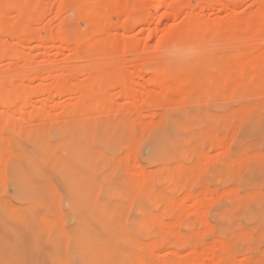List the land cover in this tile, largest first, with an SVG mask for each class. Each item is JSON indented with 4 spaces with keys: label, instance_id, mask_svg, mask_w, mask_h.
<instances>
[{
    "label": "rangeland",
    "instance_id": "374dc122",
    "mask_svg": "<svg viewBox=\"0 0 264 264\" xmlns=\"http://www.w3.org/2000/svg\"><path fill=\"white\" fill-rule=\"evenodd\" d=\"M76 1L0 0V264H264V0Z\"/></svg>",
    "mask_w": 264,
    "mask_h": 264
},
{
    "label": "bare ground",
    "instance_id": "6f19581e",
    "mask_svg": "<svg viewBox=\"0 0 264 264\" xmlns=\"http://www.w3.org/2000/svg\"><path fill=\"white\" fill-rule=\"evenodd\" d=\"M5 1H6V0H5ZM7 1H8V0H7ZM87 1H88V0H87ZM92 1H95V2H96V1H98V0H92ZM10 2H11V1H10ZM12 2H13V0H12ZM75 2H77V1L75 0ZM95 2H93V3L96 5L97 2H96V3H95ZM98 2H100V0H99ZM198 2H199V6H200L201 8H203V7L205 6V4H206L205 0H198ZM3 3H4V1H3ZM3 3H2V4H3ZM207 3H208V2H207ZM5 4H7V2H6ZM85 4H86V3H85ZM85 4H84V5H85ZM208 4H209V3H208ZM0 5H1V4H0ZM7 5H9V4H7ZM12 5H13V3H12ZM32 5H33V4H32ZM75 5H76V4H75ZM97 5H98V3H97ZM4 6H5V5H4ZM4 6H3V7H4ZM9 6H11V5H9ZM13 6H14V5H13ZM15 6H17V5H15ZM18 6H19V5H18ZM206 6H207V5H206ZM206 6H205V7H206ZM6 7H7V6H6ZM6 7H4V8H6ZM73 7H74V6H73ZM76 7H77V6H76ZM95 7H96V6H95ZM97 7H98V6H97ZM1 8H2V7H1ZM10 8H11V7H10ZM12 8H13V7H12ZM16 8L18 9V7H16ZM77 8H78V7H77ZM19 9H20V8H19ZM85 9H86V6H85ZM32 10H33V9H31V11H32ZM94 10L96 11L97 8H95ZM94 10H93V11H94ZM263 10H264V9H263ZM21 11H22V10H21ZM83 11H85V10H83ZM261 12H262V11H261ZM4 13H5V12H4ZM262 13H264V12H262ZM262 13H261V15H262ZM82 14H83V13H82ZM134 14H136V13H134ZM138 14H139V13H138ZM138 14H137V16H135V17L133 16L134 18L131 17L132 21H130V19H129L128 21H130V22H133V21H134V22H140L141 18L138 17ZM23 15H24V14H23ZM33 15H34V14H33ZM131 15H132V14H131ZM30 16H31V15H30ZM139 16H140V15H139ZM1 17H2V16H1ZM26 17H27V19H28L29 15H27ZM2 18H3V19H1L2 22H1V21H0V22H1V23L6 22V21H5L6 18H5L4 16H3ZM30 18H31V17H30ZM4 19H5V20H4ZM21 19H22V18H19L18 21H14V22L11 24V28L9 29L11 32L14 33V32H16L17 30H20V29H21L22 31L24 30V28H23L24 26H23V25H25V23H24V24L22 23V24H23V25H22L23 27L20 26V25H21V21H20ZM126 19H128V17H126ZM93 22H94V21H93ZM124 22H127V20H126V21L124 20ZM124 22H123V23H124ZM19 23H20V25H18ZM263 24H264V23H263ZM6 25H8V24L6 23ZM6 25H5V26H6ZM26 25H27V24H26ZM152 25H153V24H152ZM2 27H3V26H2ZM149 27H152V26H151V23L148 22V21H145V22H144V28L147 29V28H149ZM189 27H190V26H189ZM4 28H5V27H4ZM4 28H3V29H4ZM190 28H191V27H190ZM199 28H200V27H199ZM203 28H204V27H203ZM183 29H184V30H183V33H184V35H185V28H183ZM191 29H193V28H191ZM21 30H20V31H21ZM181 30H182V29H181ZM193 30H194V29H193ZM204 30H206V29H204ZM218 30H219V29H218ZM218 30H217V31H218ZM20 31H19V32H20ZM27 31L29 32V30H27ZM179 31H180V30H179ZM179 31H178V33H179ZM195 31H197V30H195ZM199 31H200V30H199ZM187 32H188V31H186V35H187V37H186V35H185L184 37L187 38V39L189 38L190 40H193V39H191V34H192V33H195V32H191V34H188ZM16 33H17V32H16ZM93 33H95V32H92V34H93ZM97 33H98V31H97ZM183 33H182V35H183ZM199 33H200V32H199ZM219 33H220V32H219ZM195 34H196V33H195ZM20 35H21V34H20ZM20 35H19V36H20ZM24 35H25V34H24ZM24 35H23V36H24ZM32 35H33V34H32ZM180 35H181V34H180ZM192 35H193V34H192ZM197 35H198V34H197ZM27 36H28V35H27ZM54 36H55V35H54ZM57 36H58V35H57ZM193 36H195V35H193ZM193 36H192V37H193ZM199 36H200V35H199ZM203 36H204V31H203ZM34 37H35V35H34L32 38H34ZM63 37H64V36H63ZM97 37H98V36H97ZM201 37H202V36H201ZM22 38H23V37H22ZM57 38H58V37H57ZM94 38H95V37H94ZM199 38H200V37H199ZM17 39H19L18 36H17ZM25 39H26V38H24V40H25ZM59 39H64V38H62V37L60 38V37H59ZM41 40H42V39H41ZM180 40H181V39H180ZM200 40H201V39H200ZM22 41H23V40H22ZM36 41H37V39H36ZM53 41H54V40H53ZM89 41H90V40H89ZM89 41H87V42H82V43L77 44V45L74 47V49H72V47H71L72 51H75V52H79V53H81V52H83L84 50H85V51L88 50V51H87V54H89L88 52H91V50H92L91 47L93 46V44H95V47L93 46L94 48L98 47V45L100 46V44H101V43L99 44V43H98L99 41H96V40H95L94 43L89 42ZM93 41H94V40H93ZM197 41H199V40H197ZM203 41H204V38H203ZM39 42H40V41H39ZM48 42H49V41H48ZM51 42H52V41H51ZM61 42H62V41H61ZM190 42H192V41H190ZM193 42H195V40H193ZM52 43H53V42H52ZM74 44H75V43H74ZM17 45H21V41H20V39H19V42H17V43L13 46V49H12V50L15 51ZM71 45H72V44H71ZM89 45H92V46L90 47ZM101 45H102V44H101ZM86 47H90V48H89L90 50H89V49H86ZM71 49H70V50H71ZM96 50H97V48H96ZM99 50H100V49H99ZM85 51H84L83 53H85ZM92 51H93V50H92ZM94 51H95V49H94ZM95 52H96V51H95ZM0 53H1V52H0ZM92 53H93V52H92ZM92 53H91L90 57L92 56ZM241 53H242V52H240V54H241ZM244 54H246V52H245ZM1 55H2V54H0V56H1ZM85 56H88V55H85ZM248 56H249V55H248ZM13 57H14V56H13ZM88 57H89V56H88ZM92 57H93V56H92ZM245 57H246V55H245ZM22 58H23V57H22ZM247 58H249V57H247ZM1 59H2V58H1ZM18 59H20V57H19ZM86 59H87V57H86ZM14 60L17 61V58L14 57ZM26 60H27V59H26ZM87 60H88V59H87ZM89 60L91 61L90 58H89ZM92 60H93V59H92ZM249 60H250V59H249ZM18 61H19V60H18ZM244 61H246V60H244ZM244 61H243V62H244ZM0 62H1V61H0ZM12 62H13V61H12ZM28 62H29V61H28ZM31 62L33 63V61H31ZM241 62H242V60H241ZM253 62H255V61H253ZM29 63H30V62H29ZM244 64H246V63L244 62ZM242 68H244V67H242ZM240 69H241V68H240ZM246 69H247V68H246ZM158 70H159V69H158ZM158 70H157V71H158ZM243 70H244V69H243ZM162 71H163V70H162ZM240 71H241V70H240ZM159 72H160V71H159ZM102 73H106V74H108V75H109V74H113V73H112V70L110 69V70H108V71H107V70H100L96 75L99 77V76L102 75ZM14 74H15V73H14ZM9 75H11V74H9ZM16 75H17V74H16ZM18 75H19V74H18ZM12 76H13V74H12ZM12 76H11V77H12ZM175 76H176V75H175ZM14 77H15V75H14ZM16 77H19V76H16ZM192 77H193V76H192ZM198 82H199V81H198ZM201 82H202V81H201ZM205 82L208 84L209 81L207 82V81L205 80ZM216 82H217V81H216ZM186 84H187V83H186ZM209 84H210V83H209ZM209 84H208V85H209ZM192 85H193V83H192ZM194 87H196V85H195ZM62 88H63L65 91H68L69 93L72 92V93H74V94H75V92L78 91V89H77V90H76V89H68V88H65V87H62ZM40 90L44 91L43 88L40 89ZM47 90H48V89H47ZM5 91H7V93L12 94V95H14V94H17V95H18V94H23V93H24V94H25V95H24V99H25L26 94H27V95L30 94L29 91H28L27 89H25V88H24V89H23V88H17V89H14V90H13V88H10V89L6 90L4 86H0V108L5 107L4 109H8V111H10L9 113L14 112L15 109H17V110H15V111H20V113H21V112H22V113H23V112H26L28 109H31V110L33 109V108L30 106V104H29V101H31V99H32V97H30L31 95H29L28 98H27V99L31 98L29 101H27L28 103H26V104L23 103V104H22L23 106H21L20 104H19L20 106H15L14 104H16V103H11V102H10V99L8 98L9 95L6 94ZM38 91H39V90H38ZM38 91H35V93L38 92ZM65 91H63V92H65ZM4 93H5V94H4ZM44 93H45L44 96H46V93H48V94H47L48 98H49V96H50V98H52L51 95H53V94L50 95V92H49V91H45ZM44 93H43V94H44ZM51 93H53V92H51ZM66 93H67V92H66ZM72 93H71V94H72ZM41 94H42V93H41ZM5 95H7V98H8V99H7L6 97L4 98ZM17 95H16V96H17ZM32 95H33V94H32ZM39 95H40V94H39ZM54 95H55V93H54ZM56 95H58V94H56ZM56 95H55V96H56ZM14 96H15V95H14ZM18 96H19V95H18ZM47 96L45 97V99L47 98ZM50 98H49V100H50ZM94 98H95L94 95L91 96L90 101H93ZM5 99H6V100H9V101L7 102V101H5ZM46 100H47V99H46ZM18 109H19V110H18ZM12 110H13V111H12Z\"/></svg>",
    "mask_w": 264,
    "mask_h": 264
}]
</instances>
